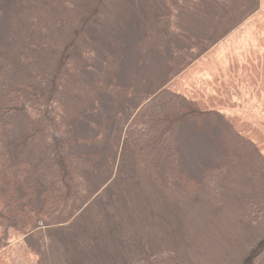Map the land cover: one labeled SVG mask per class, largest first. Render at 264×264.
<instances>
[{
  "label": "rangeland",
  "instance_id": "374dc122",
  "mask_svg": "<svg viewBox=\"0 0 264 264\" xmlns=\"http://www.w3.org/2000/svg\"><path fill=\"white\" fill-rule=\"evenodd\" d=\"M169 1L0 0V81L32 87V105L3 131L8 161L27 158L42 173L65 153L92 193L64 223H38L45 264H253L264 249V148L249 161L221 141L196 151L184 128L188 178L177 177L182 191L168 195L125 144L130 119L168 69L159 53L186 45L177 31L210 36L220 15L216 0ZM229 1L234 10L243 4L238 21L249 16L248 2ZM226 53L218 49L191 80L213 82ZM246 110L229 114L260 115ZM199 165L218 170L191 176Z\"/></svg>",
  "mask_w": 264,
  "mask_h": 264
},
{
  "label": "trees",
  "instance_id": "16d2710c",
  "mask_svg": "<svg viewBox=\"0 0 264 264\" xmlns=\"http://www.w3.org/2000/svg\"><path fill=\"white\" fill-rule=\"evenodd\" d=\"M245 1L252 6L251 12L238 21L242 3L234 10L229 0H216L220 15L210 36L192 39L177 31L176 36L186 45L181 48L172 42L168 52L159 53L168 69L153 96L139 105L126 126L124 140L134 164L168 195L182 191L178 178H188L179 148L184 128L192 129L191 147L196 151L214 140L221 141L224 151H244V161L263 152L258 128L264 133V0ZM169 25L171 31V21ZM220 48H227L228 53L212 71L213 82L191 80ZM30 92L28 83L0 81V264H45L38 223L62 224L92 197L90 190H84L87 185L79 169L65 153L64 163L52 160L42 173L33 172L27 158L8 161L3 131L11 128L15 113L32 105ZM248 108L260 115L246 119L229 114ZM254 123L260 126L252 127ZM257 163L264 167L263 161ZM205 167L189 170L193 171L190 175L201 173L208 180L218 170L206 174ZM51 185L57 187V194L53 195ZM253 264H264V249Z\"/></svg>",
  "mask_w": 264,
  "mask_h": 264
}]
</instances>
